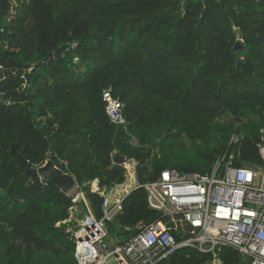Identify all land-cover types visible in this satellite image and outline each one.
Returning a JSON list of instances; mask_svg holds the SVG:
<instances>
[{
    "label": "trees",
    "instance_id": "1",
    "mask_svg": "<svg viewBox=\"0 0 264 264\" xmlns=\"http://www.w3.org/2000/svg\"><path fill=\"white\" fill-rule=\"evenodd\" d=\"M19 68L28 75L0 80L9 101H0V264H76V243L57 225L73 196L38 187L17 153L33 167L52 154L97 217L103 197L91 183L124 182L113 151L135 160L139 185L108 223L122 240L158 220L171 227L141 186L164 169L207 173L226 151L238 167L264 163V0H0V71ZM107 87L123 102L126 127L105 112ZM217 257L249 264L232 246ZM213 259L183 247L158 264Z\"/></svg>",
    "mask_w": 264,
    "mask_h": 264
},
{
    "label": "built area",
    "instance_id": "2",
    "mask_svg": "<svg viewBox=\"0 0 264 264\" xmlns=\"http://www.w3.org/2000/svg\"><path fill=\"white\" fill-rule=\"evenodd\" d=\"M102 99L110 121L126 127L123 102L114 96L112 87L102 90ZM240 138L234 133L230 143L238 145ZM129 142L133 146L140 144L133 134H129ZM257 147L264 161V135ZM116 155L113 151L112 157ZM235 159L234 152L226 151L210 172L166 168L155 180L141 185L148 205L167 216L172 225L158 220L127 240L112 236L108 223L123 211V201L131 191L127 183L136 176V161L128 159L123 164L124 182L108 190L100 188L98 180L93 181L91 191L103 197L101 217L93 213L82 186L77 185L70 193L74 205L69 218L57 223L65 224L76 243V264H158L183 247L213 254L209 264H222L217 252L224 246L236 248L249 264H264V163L238 167ZM136 181L138 186L137 176Z\"/></svg>",
    "mask_w": 264,
    "mask_h": 264
},
{
    "label": "water",
    "instance_id": "3",
    "mask_svg": "<svg viewBox=\"0 0 264 264\" xmlns=\"http://www.w3.org/2000/svg\"><path fill=\"white\" fill-rule=\"evenodd\" d=\"M238 39L234 47L235 50L243 52L244 50V40L241 37L239 29H235ZM11 74H16L20 77H25L28 75V71L22 68L19 69H3L0 71V80L10 76ZM15 92V91H11ZM8 93L0 92V101H4L6 104L9 103L7 100ZM13 153H16L15 148H13ZM18 157L21 159L22 163L27 165V172L34 178L35 184L41 187L43 184L56 185L65 194H70L78 185L77 179L74 175L67 172L65 168L58 167L54 160L53 155L49 154L46 161L40 165L33 167L29 164L28 160L21 154L17 153ZM128 161L127 156L116 155L113 157V162L123 165ZM136 188V187H135ZM116 195H113V199Z\"/></svg>",
    "mask_w": 264,
    "mask_h": 264
},
{
    "label": "rangeland",
    "instance_id": "4",
    "mask_svg": "<svg viewBox=\"0 0 264 264\" xmlns=\"http://www.w3.org/2000/svg\"><path fill=\"white\" fill-rule=\"evenodd\" d=\"M13 3L16 5V0H13ZM135 182H136V180H135V177H134V175L131 177V179L128 181V188L130 189H132V188H134V187H136L137 186V184H135ZM94 185V183L92 182L91 183V187ZM135 185V186H134ZM80 211H78V212H76V213H79Z\"/></svg>",
    "mask_w": 264,
    "mask_h": 264
},
{
    "label": "crops",
    "instance_id": "5",
    "mask_svg": "<svg viewBox=\"0 0 264 264\" xmlns=\"http://www.w3.org/2000/svg\"><path fill=\"white\" fill-rule=\"evenodd\" d=\"M135 180H136V176H135ZM136 182H137V181H136ZM136 182H135V184H136ZM134 186H135V185H134ZM132 189H134V188H132ZM132 189H131V190H132Z\"/></svg>",
    "mask_w": 264,
    "mask_h": 264
}]
</instances>
